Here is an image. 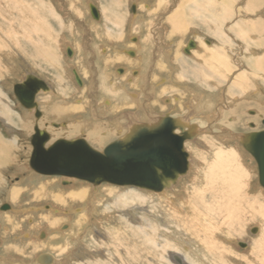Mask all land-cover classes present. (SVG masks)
<instances>
[{
	"label": "rangeland",
	"instance_id": "1",
	"mask_svg": "<svg viewBox=\"0 0 264 264\" xmlns=\"http://www.w3.org/2000/svg\"><path fill=\"white\" fill-rule=\"evenodd\" d=\"M12 1L15 2V0ZM20 1H22L26 6L11 8L9 5H13V7L15 5L10 0H0V31L4 33L2 40H5V37L10 35V40L15 43L16 47L19 46L18 49L16 48V50H18L17 53H11V51L6 49L7 46H5V44H3L0 39V118L3 119V123H0V146L8 148V151L4 156L0 152V168H2L0 174V205L2 206V204L4 203L10 204V206L7 204L9 206V209L4 210V213H2V210H0V237L4 238L5 243H12V246H21V248L27 253H23L19 258V263L16 262L14 264H41V262L38 261V257L41 255L39 254L40 251H46V253L52 254L56 258V260L59 261V264H87L90 259L94 260L92 261V264H105L106 259H104L102 256L104 251L106 249H109V255L112 256L110 253L112 247H109L110 243L108 245L105 234L110 232L109 230L114 227H122L129 234H136L139 239L146 244L143 250H145L149 254L151 253L152 255H155L156 253H158L156 249V243L143 230H141L139 226L134 224L136 221L134 220L133 216L145 217L147 215V212H152L151 214L154 215L159 210H168V197L171 198V196H173L172 199H170V202L172 204L171 207H177L178 209H180L182 204H185V206H187L189 204L187 199H185V201H182L181 199H183V196L180 197L177 192L181 190V187L186 186L187 183L184 182L187 181L189 176L183 177L181 181L183 183H181L178 188H175L171 191H166V194L163 196H158L160 194L155 193L150 194L146 192V190L143 191L134 187H119L109 184H102L103 186L100 187L102 189L100 190V192H98L99 196L96 195L87 199V195H82V197H79L77 201H68L64 198L65 193L67 192V190L64 189L66 187H63L60 183V179L62 177L60 178L58 176H42L39 174H35V172L33 173L29 168V159L32 151V147L29 143V138L31 137L32 126H38L39 129H46V131H48V133L52 136V141H50V143H52L54 140L56 141L57 139L61 138L73 139L74 135H77V133L70 132L68 130L64 132L57 131V128L51 127V125H49V122H51L52 124H60L66 121L74 122L77 120V122H79L82 120L81 122L85 124L87 123L89 126L91 123L98 124V121H104L103 119L106 114L107 117L105 118H108V122L112 121L114 123L112 117H115L116 115H114L113 113H111L110 115L107 114L105 108L108 107L101 103V100L103 99H100L101 96L97 94L98 87L96 89L95 87H93L97 83H102V79H100L102 71L100 70H102V67H104V58L108 57L106 55H103L102 52L109 54L112 49H114V47H117V49L127 48L129 44V35L140 34L141 36L143 35L144 37H146L148 35L147 32H151L152 35L149 36V40L152 43V48L150 47V45H147V48L152 50L153 54L156 53L154 55L157 59L156 62H161L167 69L166 71L162 70L161 72L156 68L155 75L159 74V78L162 77L163 79H166L167 83H165V85H168L169 88L171 86V88H168V91L165 93L168 98H171V96H177L184 101L182 105L183 107L181 108H177V106H175V108L170 107L174 109L171 110L172 113H176L175 115L179 114L181 116L187 115L188 108L191 104L193 105V107L196 106V110L201 107L207 108L208 105H214L215 110L213 114H209L208 112L200 113V115H202V117H204L205 119L195 118L194 120H192L198 121L199 124L204 126V129H206L205 126L208 125V121L206 120L207 117L216 118L215 125L220 122L221 127L227 128L228 130H231L232 132L237 134H246L264 130V125H262L261 123V120L264 118V73H262V75L259 73L260 71L257 72V68H255L256 70L254 69V71L250 70L251 72L248 71L246 79L244 81L242 80V85L240 84L239 86H234L231 92L228 91V85L230 83L233 84L232 81H236L234 80L236 75L244 73L245 70H248L249 68L253 70L251 66L252 64H249L250 62L252 63L253 61V66H259L258 68H261V65H264L263 60L259 62V60L264 56V45H262L264 40V33L256 34L254 36L255 39L259 37L260 38L256 42H253L254 40L252 42L248 41V43H250L249 46L247 45V42H245L246 44H244L240 38H227V43L230 45L224 43L225 45H227L225 49H228L225 52V59L229 63L230 70L228 71L230 73L228 72L227 77H221V81L223 82H221L219 86L207 87L206 85L201 86V79L196 80L192 73H188L189 71H193L195 67V64L193 63L195 55L192 58H186L182 57L181 54V48L186 40L195 36H197L198 38L204 37L207 40L210 39L209 41H212L217 45L216 48L220 47V44L222 45V43H218L219 41L213 35L207 33V31H204L201 28L197 29L196 26H192L191 24L188 25L187 23V20H198L197 15L201 14L199 13L200 11H198V9L200 8L199 3H202L203 0H199L200 2L198 4L196 3V0H186L184 2V11H179L184 12L181 13V22L185 26H183V30L182 32H180V34L178 33V30L180 31V29L176 27V24H173L175 28L174 33L176 35H170L168 26L166 27L164 25V19L166 16H168L169 12L172 11L169 10L165 12L168 6L170 5L172 7L174 3L177 5L179 3V0H72L75 3L74 5L76 6V8L74 5V7L70 6L68 0H17V2ZM223 2H228L229 4L222 7L220 6L219 11L220 18L223 15L229 19V21L224 24L222 28L227 33L229 32L234 35L236 33L235 29L238 30V28H242L241 35L243 36V31L246 28L239 27V24L244 22L250 26L252 25L251 27L254 32L260 31L259 27L264 28V0H224ZM88 3H92L96 7L98 6L101 10L102 22L100 25L92 22L90 16L88 15V12L86 10V6H88ZM113 3L117 4V8H114L115 6L113 5ZM135 3L136 6H138L137 12L140 16V21L139 23L135 24L134 27H130L128 18L131 16V14H135L136 12H134V8L131 7L133 4L135 5ZM144 5H148V8H144ZM5 6H7V8H5ZM13 9L15 11H13ZM3 10H6L7 12L4 13ZM75 10L77 12H75ZM111 11H114L120 17L119 20H110L112 14L109 13ZM20 12H22L27 17V19L31 21L29 24H26L24 20L23 22L19 20ZM34 14L39 15L40 18L36 17ZM178 17L179 16L177 14V20H179ZM13 18H15L16 20H14ZM115 21L120 22L119 24L116 23L115 25L114 23H112ZM220 21H222V19H220ZM38 22H43L40 24L41 29L38 28V31H41V33L39 34H37L38 31L35 32L34 30V26L35 24L38 25ZM258 24H260L259 27ZM21 26L23 28H21ZM46 27L48 28V30H46ZM24 28H26V30L23 32L24 37H21L22 30ZM185 28L187 29L185 30ZM27 30L29 32L28 38H26L25 36ZM239 31L240 30H238L237 32ZM7 32H10V34ZM250 36L251 35H249V37ZM36 38H38L40 41L39 52L37 51V47L34 46L37 43V40H35ZM27 41L33 46L34 49L30 44H28ZM66 46L72 47L75 51V55H72L74 59H71L72 57H68L66 55V52H64V48ZM245 46L248 47L246 48ZM249 49L252 50L253 53L249 51ZM46 50L48 51V53H46ZM168 50L172 51L169 53L170 62L168 63L169 65L167 67V62L165 64V62L160 60H163L164 54L168 56ZM175 51L179 54L174 53ZM48 54H51L52 56L48 58ZM110 55L112 56L114 55V53H111ZM147 57L149 58V62L147 61V63L144 65L145 69L150 66L152 71V67L155 66L154 63L156 62H152L151 56ZM255 57L258 58V60L256 59L258 62L256 60H253L255 59ZM53 60H55V63H52V66V64L49 62H52ZM244 62L245 64L246 62L248 63L247 67ZM125 64L130 67L136 68L137 66H140L141 63L136 62L132 64ZM117 65H123V63L120 61H113L109 67L106 66V69H109L108 74H113V69H115V66ZM142 66L143 64L141 65V67ZM33 68L43 74L44 77H47L53 84V91H55L54 93H56L57 96L61 97L60 99H55L54 101L66 100V102H62L70 104L71 107L77 104L79 100H85L86 98L84 95H82L83 92L76 90L69 75L71 68H76L81 71L80 73L83 75L82 77L85 79L87 87H92V91H87L86 95L94 91V94L92 93L90 97L87 95V102L84 103L85 112L75 114V116H73L74 118L67 117V119L65 118V116L64 119L58 118L52 113L51 110H49L51 106L48 105V103L53 102L52 99L54 97H52V95L40 94L37 96V102L38 108L42 112L41 116L36 119V117L27 113L28 110L17 103L16 98L13 94L12 86L15 84V82L17 83V81L28 71H33ZM181 70H184L185 73H180L182 72ZM218 74L223 75L225 73L223 70H221L218 72ZM251 74H253V76ZM253 77H256V79H254ZM212 83L215 84L214 82ZM149 84L150 82L147 83L146 86H149ZM60 87L63 88L61 89ZM116 87L117 85L115 86V88ZM192 89L198 91L197 94H200L199 98H196L197 94H192V92H190L192 91ZM126 91L128 90L126 89ZM64 97H68V99H64ZM4 99H7V102ZM138 99H142V101L139 102ZM194 99L203 100L198 101L200 102L198 104V102ZM207 100L210 102H208ZM114 102L115 104L117 103L116 101H113V103ZM159 102V106H154L155 108H150L149 106L147 110L159 115L164 112H168L170 109H168V106H166L168 103L164 105V103L162 102L161 105V100ZM164 102H166V100ZM185 102L188 104H186ZM233 102L234 108L229 110V106H231ZM128 103L134 110V112L132 113L138 115L136 116L137 119L139 116H145L146 109L144 111H141L139 109V111L136 112L138 110L136 108H138L137 106H139L138 104L140 103L143 105L145 103L147 107L146 98L137 97L136 99H129ZM219 105L220 107H218ZM93 110H95L99 114V116H102V118L99 116L98 118H96L97 116H93V114H91ZM254 110L258 112L259 116H255L256 112ZM220 113L222 114V116ZM218 114H220V116H218ZM131 116L130 118H126L123 117V115L122 117L120 115L121 119L120 121H118V123L122 126H116L120 128L122 132H128L127 125H129L128 122L132 119ZM35 122H37L38 125H36ZM106 123L107 122H105V124ZM251 123L252 125H255L253 128L249 127ZM6 124L8 126H11V131L5 128L4 125ZM69 129L71 130L73 128L70 127ZM108 130L114 131L116 130V128L110 127ZM214 132H217V130L214 129ZM81 136L82 137L79 138L84 139L93 149L101 151L100 146L90 143V141H88L84 135ZM117 137H119V135L112 134L107 138V141H113L112 139ZM202 137L206 138V135H202ZM187 143H190V141ZM242 143L243 142L240 143V146L243 148ZM216 144H219V142L216 141ZM222 147L226 150H229L230 148L233 149V151L236 153H234L235 158H237L236 163L240 164L241 162V165L245 170V173L242 174L241 179H235L239 181L242 188L246 187L245 192L242 195L245 198H243L242 196L238 198L234 197L231 204L233 209H238L240 212L239 218L235 224L236 228L241 231V235H232V237L230 238V242L232 241L233 243H229L228 241L225 243H221L215 240L213 237L212 240L214 242V245L209 246L206 244L207 248H204V243L203 247L201 245L198 246V243L194 238L193 242L190 243L189 246L186 245L187 248L189 247V253H187L186 250L183 249L185 247L184 244H186V237L182 235L180 236L179 232L175 230H172L170 232V239L169 237L164 236V233L162 232L161 233L163 234V236L160 232H157L159 236L156 235V239L161 240L162 238H164V246L167 244L166 249L168 251H179L181 253H184L185 255L187 253L188 262L190 264H196L197 259L195 258L194 253H199L201 257L200 259H202L199 260L200 262L198 261V264H201V262L202 264L208 263L207 261L211 260V256L208 257L206 251L209 252L208 254L211 253V255L215 257L218 264H264V244H262V242L259 248L252 249L255 255L252 254L251 256L247 255V252L244 253V250H246L248 246L242 249L238 245L234 244V240L236 239L240 242L244 241L241 237L243 236V231H246L247 228L251 229L253 227H256V225L264 224L262 220L259 219V215L264 214V188H262L258 184V171L256 170L257 165L255 163V166L250 160H248V155L246 154L247 152H244V154L242 151L237 150V141H228ZM191 150L192 153H194V159L196 161V153L202 152V150L194 144H192ZM186 151L190 152L188 148H186ZM205 151L207 150H204L203 152ZM205 155L209 157L211 156L209 151H207V153L205 152ZM197 167L198 164L196 161L194 164L195 173L192 174L191 178L196 175ZM75 182L76 183L74 186L80 185L81 188H91V185L87 182L76 179ZM108 188L110 190L107 192L106 190ZM45 189H49L47 194H44ZM129 189H131V191H129ZM11 191H19V195L16 193V195L13 196V194H15L13 193L10 198L9 192ZM56 194H60V197L57 198L55 196ZM176 194L179 195V199L175 196ZM248 197L250 199H255L257 202L253 203L251 200H248ZM207 199L208 203L212 204L211 197L209 195ZM48 205L59 210L61 208V211L75 209V207L82 208L84 206L90 205V207L93 208L95 212L93 215V219H89V216L85 217L86 212H83L82 214L80 213L81 217H84L80 219L79 222L78 219H76L77 223L72 227L73 236L72 238L68 239V236L66 237L63 235L65 234V231H62L63 229H60L61 227H59L58 225L63 220H75V217L73 215L74 213L70 212L67 215L59 214V216L61 217L58 218L61 219V221L55 224L53 223V218L55 217L52 216L55 214L46 212L48 209ZM189 206L191 207V210L196 209L195 205ZM31 207L37 209L40 208V210H35V212L32 210L33 208L31 209ZM212 208L214 209L215 217L217 213L215 203L212 204ZM261 208L263 209L261 210ZM254 213H257L258 215H254ZM222 215L223 218L221 220H216L215 218V220H213L214 224L210 223L209 221L208 224L219 229L221 225L225 223V220L230 216L225 213H223ZM7 218L13 221L15 225H9V221H7ZM28 220L34 222L31 224ZM16 224L18 225L16 226ZM256 228L258 229V227ZM43 231H46L48 233V237L50 234L57 233V235L60 236V242L63 244L64 240H66V245L63 248L58 249L51 246L50 244H48V239H46L47 242L45 241V239H42ZM27 233L29 234L28 236ZM79 233L81 234L79 235ZM25 236L29 237V239H24L27 238ZM54 236H56V234L51 235L50 240ZM28 240L32 241L33 243L30 242L29 244H27ZM261 240H264V236L261 237ZM51 242L54 245H57V240H51ZM220 247L223 248L226 253H228L226 262H224V260H222L219 255L220 253H222ZM21 248L19 247L20 250ZM19 249L16 252H20ZM86 249L89 251L87 252ZM216 249L220 253H217ZM2 251L3 249L0 248V252ZM160 252L162 253L161 250ZM48 262L52 263L50 258ZM126 263L150 264L144 262L143 259H138L135 261L131 258H125V264ZM211 263L215 262L211 261Z\"/></svg>",
	"mask_w": 264,
	"mask_h": 264
},
{
	"label": "bare ground",
	"instance_id": "2",
	"mask_svg": "<svg viewBox=\"0 0 264 264\" xmlns=\"http://www.w3.org/2000/svg\"><path fill=\"white\" fill-rule=\"evenodd\" d=\"M10 1L12 3H14V5H15L14 7H13V5H9L11 8H15V7L18 8V7H23V6L25 7L26 6L23 4L22 1H20L21 3L17 2V0H15V2H13L12 0H10ZM185 1L186 0H179V3L177 5L174 3L172 5V7L169 5L167 9L165 8L166 9L165 12L172 10L171 12H169L168 16H166L164 19V25L166 27L168 26V29L170 30V35H176L174 33L175 28H174L173 24H176V27H178V29H180V31L178 30V33L182 32L183 26H185L181 22V19H182L181 13H184L181 11H184V5L183 4ZM200 1L196 0V3L198 4ZM223 1L224 0H207V1L203 0L202 3L201 2L199 3L200 8L198 9V11H200L199 13H201V14L197 15L198 20H196V21H194L193 19L190 21L187 20L188 25L191 24L192 26H196L197 29L201 28L204 31H207V33H210L219 41V42L217 41L218 43H222V45L220 44L221 48L220 47L216 48L217 45L215 43H213L212 41H209L210 39L207 40L204 37L198 38L197 36H195L193 38H189L188 40H186V42L184 43V45L181 48L182 57L192 58L195 55V59L193 58L194 59L193 63L195 64V67H194L193 71L188 70L189 71L188 73H190V74L192 73V75L195 77L196 80L201 79V86H204V85H206L207 87L219 86L220 83L223 82V81H221L222 80L221 77L224 78V77L228 76V72H229L228 70H230L229 69L230 66H229V63L227 62V60L225 59V52H226V50H228L225 48L227 45H230V44L227 43V38H229V37L231 39H239L240 38L242 40V42L244 44H246L245 42L248 43V41L252 42L254 40L253 42H256L260 37L255 39L254 36L256 34L264 33V28L259 27L260 24H258L260 31L254 32L252 30V27H251L252 25L250 26L245 22L239 24V27H245L246 28L243 31V36L241 35L242 34L241 29L242 28H238V30H240L239 32H237L238 30L235 29L236 33L234 35L229 33V32L227 33L226 31H224L222 28H223L224 24H226L229 21V19L223 15L220 18L219 11H220V6L222 7L224 5H229V4H228V2H223ZM68 2H69L70 6H72V7L75 6L74 5L75 3L72 0H70V1L68 0ZM134 2H136V1H134ZM90 4L96 8V11H97L98 17H99L98 19H92L91 14H90V7H89ZM113 5L115 6V7L113 6L114 8H117L116 3L115 4L113 3ZM7 6H5V8H7ZM86 7H87L86 10H87L88 15L90 16L92 22H94L97 25H100L102 22V12L99 9V7L98 6L96 7L92 3H88V6H86ZM131 7L134 8L133 9L134 12L135 11L137 12L138 6H136V3H135V5L133 4ZM135 7H136V9H135ZM75 8H76V6H75ZM144 8H148V5H144ZM157 8H158V6H157ZM179 10H181V11H179ZM13 11H15V10L13 9ZM6 12L7 11L5 10L4 13H6ZM75 12H77V11L75 10ZM111 12H114V11H111ZM136 12H135V14H131V16L129 15L130 17L128 18V21L130 23V27H134V25L139 23V21H140V16H139L138 12L137 13ZM177 14L179 16L178 17L179 20H177V18H176ZM19 15H20L19 20L21 22H23V20L25 21L26 24H29L31 22L30 20L27 19V17L22 12H20ZM34 15L36 17H39V15H37V14H34ZM119 18H120L119 16L111 17L110 20L111 21L119 20ZM13 19L16 20L15 18H13ZM220 19H222V21H220ZM10 20H12V19H10ZM119 22L120 21H115L112 23H114L116 25V23L119 24ZM25 23H23V24H25ZM41 23H43V22H38L39 26L37 24H35V26H34L35 32L38 31V28L41 29V27H40ZM21 28H23V27L21 26ZM144 28H145V26H144ZM186 29L187 28H185V30ZM25 30H26V28H24L22 30V34L20 33L21 37H24L23 32ZM46 30H48L47 27H46ZM7 33L10 34V32H7ZM28 33L29 32L27 30L26 35H25L26 38L29 37ZM39 33H41V31H38L37 34H39ZM238 33H239V35H238ZM3 34L4 33L2 31H0V39H1L2 43L5 44V46H7L6 49L11 51V53L12 52L17 53L18 50H16V48L18 49L19 46L16 47L15 43H13L12 40H10V35L6 36L5 40H2ZM147 34L148 35L146 37H144L143 35L141 36L140 34H135V35L131 34L128 36L129 44H128L127 48L117 49V47H114V49H112V51L113 50L114 51L112 52L110 50L111 52L109 54L102 52L103 55L108 56V57L104 58V60H103L104 67H102V70H100V71H102L101 78H100V79H102V83L101 82L97 83L93 87H95V89L98 87L97 88V94H99L101 96L100 99H103V100H101V103L103 105H105L106 107H108V108H105L107 114L110 115L111 113H113L114 115H116L115 117L114 116L112 117L114 123L111 120H110L111 122H108L109 120H108V118H105V117H107V115L105 114V117L103 119L104 121H101V122L98 121L99 122L98 124H92L91 123L89 126L87 123L85 124V123L81 122L82 118L80 119L81 121H79V122H77V120L74 122H67L66 121V122H62L60 124H55V123L52 124L51 122H49V125H51V127L57 128L56 130L60 131V132H64V131L68 130L70 132L77 133V135H74L73 139H82L79 137H82L81 135H84L85 138L88 141H90V143L100 146L101 151H98V152H102L107 145H109L110 143H112L114 141L124 140L126 138V136L133 133L136 129H138L140 127H151V126L157 125L165 117H170L172 119H175L178 122V124L182 125L184 130L190 134V137L183 142V148L187 154V157H186L187 168H186L185 173L177 175L175 182L168 181V185L164 186V188L161 191L154 192V191H149L146 189H141V190H143V191L146 190V192H148L150 194L155 193V194H160L158 196H163L166 194L165 193L166 191H171V190H174L175 188H178L180 186V184L183 183V182H181L183 177L189 176L187 181L184 182V183H187L186 186L181 187V190L179 192H177L180 195V197L183 196V199H181V200L185 201V199H187L189 204L187 206H185V204H182L180 209H178L177 207H171L172 204L170 202V199H172V197H173V196H171V198L168 197V202H169L168 203L169 204L168 210H159L154 215L151 214L152 212H147V215L145 217H142V216L135 217L132 215L134 220L136 221L134 224L139 226V228L141 230H143L156 243V245H157L156 249H157L158 253H156L155 255H152L151 253L149 254L145 250H143V248H145L146 244L143 243L136 234H129L122 227H117V228L114 227L111 230H109L110 232H108V233H106L107 231L105 232L106 233L105 237L107 238V243H108V245L110 243L109 247H112L110 250L111 251L110 253L112 256L109 255V249H106L102 256L104 259H106L105 264H116V263L117 264H125V258H131L135 261L138 259L139 260L143 259L144 262L150 263V264H159V263L160 264H190L188 262V256H187V253H189L190 250H188L189 247L187 248L186 245L189 246V244L193 242L194 238L196 239L198 246L201 245L203 247V243H204V248H207V245H209V246L214 245V242L212 240L213 237L215 240H217L221 243H225L227 241L229 243H231L232 241L230 242V238L232 237V235H236V234H239V236L241 235V231L238 228H236V224H235L239 218L240 212L238 209H233L231 204H232V200L234 197H237V198L241 197L243 195V193L245 192L246 187L242 188L239 181L235 180V179H241L242 174L245 173V170L243 169L241 162H240V164L236 163L237 158H235V155H234L235 152L233 151V149L230 148L229 150L228 149L226 150L222 146H224V144L228 141H232V140L237 141V148H238L237 150L242 151L243 153L247 152L246 154L248 155L247 156L248 160H250L254 165H255V163L257 165L255 157L252 154H250L244 147L247 140H248V139H246L247 138L246 136H248L251 133H256V132H250V133H246V134H237V133L232 132L231 130H228L227 128L221 127L220 122L215 125L216 118H211V117H207V119H206L208 121V123H207L208 125L205 126L206 129H204V126L199 124L198 121H193L195 118L205 119L204 117H202V115H200V113L208 112L209 114H213L214 110H215L214 105H208L207 108H202L200 106L201 108H198L196 110V106L193 107V105L191 104L188 108V114L187 115L181 116L179 114L175 115L176 113H172L171 110L173 108H175V106H177V108L183 107L182 105H183L184 101H183V99H180V97H177V96H171V98L170 97L168 98V96L165 95V93L168 91V88H169L168 85H165V83H167L166 79H163L162 77L159 78L158 77L159 74L155 75V73H156L155 69L157 68V70L161 71V72H162V70L166 71L167 69L165 68V66L161 62H156L157 59H156V56H154L156 53L153 54L152 50L147 48V45H150V47L152 48V43L149 40V36L152 34H151V32H147ZM249 35H251V36L249 37ZM14 36H15V34H14ZM177 36H179V35H177ZM22 40H24V39H22ZM35 40H37V43L35 45L34 44L33 45L37 47V51L39 52L40 51V48H39L40 41L38 38H36ZM190 40L192 42H194L195 46L193 48H190L188 53H185L183 50L187 46V44ZM224 43L227 45H225ZM25 44H26V41H25ZM28 44H30V43L28 42ZM249 44L250 43H248L247 45L249 46ZM258 45H259V42H258ZM262 45H264V40H263ZM248 46H245V47L247 48ZM32 48H33V46H32ZM67 48L71 51V56L67 55V52H66ZM128 51L131 53H128ZM171 51L168 50V56L164 54V58L162 57L163 60L162 59L160 60V61L165 62V64L167 62V64H166L167 67L169 65L168 63L170 62L169 53ZM176 51L174 53L178 52V51L177 52ZM249 51L252 52V50H250V49H249ZM64 52H66V55L68 57H70V58L72 57L71 59H74L73 56L75 55V51L73 50L72 47L66 46L64 48ZM46 53H48L47 50H46ZM49 53H51V52H49ZM111 53H114V55L111 56L110 55ZM177 54H179V53H177ZM48 55H47L48 58L52 56L51 54H48ZM255 55H256V53H255ZM147 56H151L152 62L153 61L156 62V63H154L155 64V66H153L154 68L152 67V69H153L152 71H151L150 66H148V68L145 69L144 65L147 63V61L149 62V58ZM54 57H53V59H54ZM182 57H181V59H182ZM259 58H260V56H259ZM256 59L258 60V58H256V57L253 60L255 61ZM262 60L264 61V56H263V58H261L259 60V62ZM113 61H120L123 63V65L115 66V69H113L114 70L113 74H108L109 69L108 68L106 69V66L109 67ZM136 62L141 63L140 66H137L136 68L130 67L127 64H125V63H131L132 64V63H136ZM49 63L54 64L55 60H53L52 62H49ZM240 63H242V62H240ZM53 64H52V66H53ZM142 64H143V66L141 67ZM158 64H160V65H158ZM244 64H245V62H244ZM247 64L248 63L246 62V64H245L246 67H247ZM249 64L250 65L252 64L251 66H252L253 70L251 68H249L248 70H245L244 73L236 75L235 78L233 76L234 80H236V81H232L233 84L230 83L228 85V88H229L228 91L231 92L234 86H237V85L239 86L242 83V80L244 81L246 79V77L248 75V71H250V70L254 71V69L257 68L258 70L255 69L257 72L260 71L259 72L260 74L264 73V65L262 66L261 65L262 63L260 64L261 68H258L259 66H257V64H256L257 67L253 66L254 65L253 61H252V63L250 62ZM221 70H223L225 74L219 75L218 72ZM73 71L79 77V79L81 81V85L77 84ZM80 72L81 71H79L76 68H71L69 75H70L71 81L73 82L76 90L83 92L82 95H84L86 98H85V100H82V99L79 100L77 102V104L73 105L72 107L70 106V104L62 102V101L66 102V100L54 101L55 99H60L61 97L57 96L56 93H54L55 91H53L54 87H53V84L51 83V81L47 77H44L43 74H41L40 72H38L34 68H33V71H28L17 82H20V80L23 81L24 80L23 78H25L26 75L30 74V75H33V76L39 78L40 80H42L46 84L47 90H44V91L39 90L36 93L35 98H34V101L36 103V108L39 112V117L42 114V112L38 108L37 96L40 94H45V95H52V97H54L52 99L53 102L48 103V105L51 106L49 108V110H51L52 113L56 117L63 118V119H64V116H65V118H67V117L72 118L73 116H75V114H80L82 112L83 113L85 112V108H84L85 104L84 103L87 102L88 96L90 97L92 93L94 94V91H93L92 93H88L87 94L88 96L86 95L87 91L88 92L92 91L91 90L92 87H87V85L85 83V79L82 77L83 75ZM151 72H153V73H151ZM37 73H40V74H37ZM174 73H175V71H174ZM180 73H185V71L183 70ZM183 75H185V74H183ZM251 75L253 76V74H251ZM253 78L256 79V77H253ZM149 82H150L149 86H146L147 83H149ZM212 82H214L215 84H213ZM243 84H244V82H243ZM116 85H117V87L115 88ZM170 88H171V86H170ZM187 88H186V91H187ZM126 89L128 91H126ZM195 89H192V91H190V92H192V94L193 93L197 94L198 91H196ZM199 95L200 94H197L196 98H199ZM137 97L146 98V101H147V107H146L145 103H144V105L141 103L138 104L139 106H137L138 108H136V109H138V110L136 112H138L139 109L141 111H144L146 109L145 110V116H139L138 119L136 118V116H138V115L135 113H132V112H134V110L132 109V106H130L128 103L129 99H136ZM64 99H68V97H64ZM4 100L7 102V99H4ZM160 100H161V105H162V102L164 103V105L168 103L166 105V106H168V109L170 107H173V108H170L168 112H164L160 115L157 113H154V112L152 113V111L149 112L147 110L149 106H150V108H152L154 106H159ZM165 100H166V102H164ZM194 100H196L198 102V101H201L203 99H194ZM208 100H210V99H208ZM16 101L20 106H22L23 108L28 110L27 113L36 117L35 116L36 115L35 114V110H36L35 107L26 108L17 99H16ZM113 101H116L117 103L115 104V102L113 103ZM138 101L140 102V101H142V99H138ZM241 101H242V99H241ZM208 102H210V101H208ZM199 103L200 102H198V104ZM237 103H235V104H237ZM186 104H188V103H186ZM187 107H188V105H187ZM218 107H220V105ZM233 108H234V102L231 104V106H229V110L233 109ZM160 110H162V109H160ZM160 112H162V111H160ZM255 112H256L255 116L256 115L259 116L258 112L257 111H255ZM91 114H93V116H97L96 118H98V116H99V114L95 110H93ZM220 114H218V116H220ZM120 115H121V117L123 115V117H126V118L127 117L130 118V116L132 115L131 116L132 119L130 121L128 120L129 121L128 122L129 125H127L128 132H126V131L122 132L120 130V128L117 127L119 125L118 121H120V119H121ZM221 116H222V114H221ZM39 117H36V119ZM99 117L102 118V116H99ZM232 119H234V118H232ZM75 122H76V124H75ZM105 122H107V123L105 124ZM0 123L1 124L3 123L2 118H0ZM110 123H112L113 125ZM35 124L38 125L37 122H35ZM4 126H5V128H7L8 130L11 131V126H8L7 124ZM119 126L121 127L122 125H119ZM35 127L38 128V126H35ZM35 127L32 126L31 136L34 133ZM70 127H72L73 129L70 130L69 129ZM85 127H87V128H85ZM110 127H114V128H116V130H114V131L108 130ZM214 129H216L217 132H214ZM39 130L47 133V135L49 136V139L46 143V146L49 145L50 141H52V136L48 133V131H46V129H39ZM261 131H264V130H261ZM174 132H176L177 134H180L182 132L181 127H177ZM112 134L113 135L114 134L119 135V137L112 139L113 141L109 140L110 142H108L107 138ZM202 135H206V138L202 137ZM61 139H64V138H61ZM73 139H65V140H73ZM215 140L217 142H219V144H216ZM29 141H30V138H29ZM189 141H190V143H187ZM191 141H192V143H191ZM241 142H243L242 146L245 150L240 146ZM29 143L31 145V142H29ZM52 143H50V144H52ZM192 144L196 145L199 149L202 150V152L196 153V155H197L196 161H197L198 167L196 168L197 169L196 175L193 178H191V177H192V174L195 173L194 172V169H195L194 164L196 161L194 159V153H192V150H191ZM186 145H187V147H186ZM31 147H32V145H31ZM186 148H188L190 150V152L186 151ZM7 149L8 148L0 146V152L2 153L3 156L8 151ZM204 150L209 151L211 156L209 157V156L205 155V152L207 153V151L203 152ZM31 154H32V151H31ZM252 157L254 158V160ZM29 168L33 173L35 172V174H39L42 176H48V177L49 176H53V177L58 176L60 178L62 177L60 179V183L63 187H66L64 189H66L67 192L65 193L64 198L68 201H72V200L77 201L79 199V197H82V195H87L88 196L87 199L89 197H93L96 195L99 196L98 192H100V190L102 189V188H100L103 186L102 184H109V185L119 186V187H133V186L115 185V184L106 183V182L94 185L88 181L79 179L77 177H72L69 175L68 176L67 175H46V174H41V173L34 171L33 169H31L30 166H29ZM246 168H247V166H246ZM256 170L258 171V165H257ZM1 171H2V168H0V174H1ZM75 179L89 183L91 185V188H88V187L81 188L80 185L74 186L76 183ZM258 184L260 185L259 175H258ZM260 186L262 188H264L262 185H260ZM109 188H112V187H109ZM109 188L106 190L107 192L110 190ZM134 188H137V187H134ZM137 189H140V188H137ZM127 190H128V188H127ZM48 191H49V189H45L44 194H47ZM129 191H131V189H129ZM132 191H133V188H132ZM18 192L17 191L9 192L10 198H11V195L13 193H15V194H13V196H15L16 193L19 195ZM179 195L176 194L175 196L179 199L180 198ZM208 195L211 197V203L212 204L215 203V208L217 210L215 217H214V209L212 208V204L208 203V199H207ZM55 196L57 198H59L60 194H56ZM242 197L245 198L244 196H242ZM248 200H251L253 203L257 202L255 199H250L249 197H248ZM181 203H183V202H181ZM4 204H6V203H4ZM189 205H195L196 209L191 210L190 209L191 207ZM31 209L33 211L40 210V208L37 209L34 207H31ZM41 209H42V207H41ZM262 209L263 208H261V210ZM12 211H14V210H12ZM46 212H51L52 214H55V215H52L55 217V218H53V223H55V224H57V223H59V221H61V219L58 218V217H61V216H59V214L67 215L70 212L74 213L73 215L75 217V220H72V221L63 220V221H61L62 224L60 223L58 225L59 227H61L60 229H63L62 231H65V234H63V235L66 237L68 236V239H69V238H72V236H73L72 227L76 225V223H77L76 219H78V222H79V220L84 217V216L81 217L80 213L82 214L83 212H86L85 217L89 216V219H93V215H94L95 210L93 208H91L90 205H87V206H84L82 208H76L75 207V209H68L67 211H61V208L59 210V209H55L52 206L48 205V209ZM223 213L228 214L230 216L225 220V223H223L219 229L217 227H213V226L208 224V221L210 223L214 224L213 220H215V218H216V220H221L223 218V215H222ZM254 215H258V214L254 213ZM259 216H260L259 219H261L262 222L264 223V214H260ZM30 220H28V221L32 224L33 222H31ZM123 227H125V226H123ZM256 227H258V229L253 234L250 232V228H247L246 231H243V236L241 237L244 240L243 242H240L237 239L234 240V244L238 245L242 249L248 246V248L246 250H244L245 251L244 253L247 252V255H250V256L252 254L255 255V253H253V250H252L253 248H255V249L259 248L261 242H262V244H264L263 243L264 240H261V237L264 236V224L256 225ZM56 228H58V227H56ZM172 230L179 232L180 236L182 235V236L186 237L185 238L186 244H184L185 247L183 248L187 252L186 255L184 253L179 252V251H174V250L168 251L166 249L167 244L164 246L165 239L164 238H162L161 240L156 239V235L159 236V234H157V232L164 233V236H167L170 239L171 238L170 232ZM162 233H161V235L163 236ZM54 234H56V236L52 237L51 240L52 241L57 240V245H54L50 240L51 235H54ZM54 234H50L48 237V233L46 231H43L42 232V239H45V241H46V239H48L47 240L48 244H50L51 246H53L57 249L63 248L67 243L66 240H64V243L62 244L60 242V239H59L60 236L57 235V233H54ZM80 234L81 233H79V235ZM27 236H28V234H27ZM27 236H25V237H27ZM223 238H225V239H223ZM64 239H66V238H64ZM45 241H42V242H45ZM239 243H242L244 246H240ZM160 250L162 251V253L160 252ZM220 250H222L223 254L220 253L218 250L216 252L220 253L219 255H220L221 259L224 260V262H226L228 253H226L223 250V248H221ZM86 251L88 252L89 250L86 249ZM206 252H207L208 257L211 256V260H208L207 262L209 264H218L215 257H213L211 255V253L208 254L209 253L208 251H206ZM39 254H41L38 257L39 262L46 264L48 262L49 258H51V261H52L51 264H59V261H57L56 258L52 254L46 253V251L45 252L40 251ZM46 255H52L53 257L46 256ZM194 255H195V258L197 259L196 264H198V261L202 260V259H200L201 258L200 254L194 253ZM171 257H172V259H171ZM0 260H1L0 264H5L4 261L2 260V258H0ZM92 261H94V260L90 259L87 264H92ZM211 261H213L215 263H211ZM5 262L7 264H12L11 261H9V260L8 261L5 260ZM208 263H206V264H208ZM13 264H14V262H13ZM34 264H36V263H34ZM84 264H86V263H84ZM126 264H128V263H126ZM201 264H202V262H201Z\"/></svg>",
	"mask_w": 264,
	"mask_h": 264
},
{
	"label": "water",
	"instance_id": "3",
	"mask_svg": "<svg viewBox=\"0 0 264 264\" xmlns=\"http://www.w3.org/2000/svg\"><path fill=\"white\" fill-rule=\"evenodd\" d=\"M89 7L92 19H98L96 8L91 4ZM194 46L190 40L183 51L188 53ZM66 52L71 56L69 49ZM73 73L77 84L81 85L79 77ZM12 88L15 98L26 108H36V93L47 90L42 80L30 74ZM35 114L39 117L37 108ZM261 123L264 125V118ZM177 127H181L180 134L174 132ZM183 130L175 119L165 117L157 125L140 127L124 140L114 141L98 152L84 139H58L46 146L49 136L35 127L30 137L29 166L41 174L69 175L94 185L106 182L158 192L168 185V181L175 182L177 175L186 171L187 154L183 142L190 134ZM246 137L244 147L255 157L259 183L264 187V131ZM0 209L8 210L9 206L3 204ZM256 231V227L250 229L252 234Z\"/></svg>",
	"mask_w": 264,
	"mask_h": 264
},
{
	"label": "crops",
	"instance_id": "4",
	"mask_svg": "<svg viewBox=\"0 0 264 264\" xmlns=\"http://www.w3.org/2000/svg\"><path fill=\"white\" fill-rule=\"evenodd\" d=\"M109 14H112V17H116V16H118L116 13H114V12H110ZM6 204H8L9 206H10V204L9 203H6ZM1 206V205H0ZM3 212H4V210H2ZM2 212V213H3ZM37 214V213H36ZM7 217H9V216H7ZM7 221H9V225H11V226H14L15 225V223L13 222V221H11L9 218H7ZM12 222V223H11ZM34 222V221H33ZM38 222H39V220H38ZM18 224H16V226H17ZM28 234V233H27ZM29 235V234H28ZM16 237H18V236H16ZM33 237H35V236H33ZM24 239H29V237H27V238H24ZM30 242H32V241H30V240H28L27 241V244H29ZM33 243V242H32ZM36 243V242H35ZM19 247L21 248V246H19V245H17V246H12V243H5V240H4V238L3 237H0V248H2L3 249V253L2 252H0V258H2V260L4 261V263L5 264H7L6 262H5V260L6 261H11V263L13 264V262L14 263H16V262H19L18 260H19V258L22 256V254L24 253V254H27L26 253V251H24L22 248H21V250L19 249ZM20 250V252H16L17 250ZM28 249V248H27ZM26 256V255H25ZM46 256H50V257H53L52 255H46ZM6 258V259H5ZM14 259V260H13ZM51 259V258H50ZM13 260V261H12ZM1 261V260H0ZM28 261H30V260H28ZM27 261V262H28ZM47 263H50V262H47ZM41 264H43V263H41ZM51 264V263H50Z\"/></svg>",
	"mask_w": 264,
	"mask_h": 264
},
{
	"label": "flooded vegetation",
	"instance_id": "5",
	"mask_svg": "<svg viewBox=\"0 0 264 264\" xmlns=\"http://www.w3.org/2000/svg\"><path fill=\"white\" fill-rule=\"evenodd\" d=\"M41 116V115H40Z\"/></svg>",
	"mask_w": 264,
	"mask_h": 264
}]
</instances>
